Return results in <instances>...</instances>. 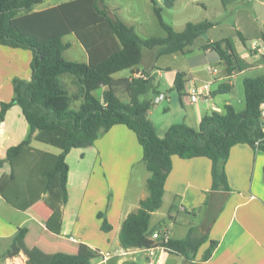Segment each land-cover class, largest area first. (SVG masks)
<instances>
[{
	"label": "trees",
	"instance_id": "1",
	"mask_svg": "<svg viewBox=\"0 0 264 264\" xmlns=\"http://www.w3.org/2000/svg\"><path fill=\"white\" fill-rule=\"evenodd\" d=\"M42 0H0V44L25 48L31 51L30 79L13 78V95L0 103V121L6 110L17 104L28 124L25 138L6 149L5 158L10 170L0 176V196L19 210H27L38 200L51 210L45 227L60 233L62 208L67 202V171L65 161L72 147H86L115 124L131 129L142 149V160L149 171L146 179L148 194L138 207L123 219L118 241L121 247H147L155 227H149L151 213L161 206L164 182L171 170V155L181 158L205 156L211 161V191L227 193L231 190L226 177L225 163L231 146L246 143L255 151H264V132L260 127V104L264 102V75L245 76L242 79L244 107L235 110L225 104L223 111L205 112L197 127L184 122L172 123L163 137L157 136L149 119L154 103L140 99L149 81L142 77L115 79L112 74L132 68L141 62L143 49L154 50L155 56L184 52L194 40L214 22L204 19L188 21L183 29L176 30L162 21V7L173 6L175 0H161L162 5L152 2L153 13L165 31L163 37L141 38L132 26L113 14L104 0H67L43 9H35ZM73 34L85 49L88 60H68L63 51L69 47L63 37ZM226 65L227 72L238 68V57L229 39L207 43ZM64 75L73 79L70 91ZM184 72L177 71L174 88L183 89ZM125 82L128 102L116 94L115 85ZM104 87L101 97L95 90ZM229 89L228 85H225ZM222 91V90H221ZM224 92V91H223ZM79 101L77 108L72 102ZM37 141L58 149L52 152L32 146ZM206 192L204 225L213 222L219 206L214 207ZM217 208V210H216ZM176 209L171 204L168 218ZM100 229L111 230L102 212ZM27 226L17 227L3 257H13L22 252L24 264H91L96 255L81 244L77 253L57 251L46 253L39 248L27 247L24 237ZM208 238L207 229L200 233L190 227L183 238H170L165 244L167 252L182 255L191 261L198 247ZM217 241L210 239L202 258L210 256Z\"/></svg>",
	"mask_w": 264,
	"mask_h": 264
},
{
	"label": "crops",
	"instance_id": "2",
	"mask_svg": "<svg viewBox=\"0 0 264 264\" xmlns=\"http://www.w3.org/2000/svg\"><path fill=\"white\" fill-rule=\"evenodd\" d=\"M64 1L67 0H57L46 7ZM193 1L202 4V0H188ZM148 2L152 9L151 0ZM258 2L264 5V0ZM104 3L125 24L132 26L138 36L149 37L141 27L140 11L136 7L127 3L122 5L118 0H111V4L105 1ZM155 3L162 5L161 0H155ZM255 16L259 20L257 15ZM204 19L213 21V26L200 34L184 52L176 51L155 56L154 50L145 48L139 64L128 68L126 73L119 74L121 70L112 74L115 79L127 78L129 81L142 77L141 74L142 78L149 81L148 88L139 98H147L154 103L149 111V119L159 137L165 135L172 123L184 122L197 127L205 112L223 111L225 104L233 106L229 95L235 90V74L257 70L260 74L256 76L264 75V59L261 53L251 48L249 50L252 58L246 60L244 65L238 63V68L227 72L226 65L217 53L206 46L209 42L226 38L224 30L214 31L219 24L218 20L205 16L197 20H187L184 25L188 21L197 22ZM257 41L264 45V35L260 34ZM83 50L84 58L82 56L77 61L87 62L88 55L85 49ZM31 56L29 49L0 44V103L12 97L13 78L30 79ZM63 57L73 60L65 57L64 53ZM215 63L223 64L224 68H217ZM208 67L217 68L218 73L212 74ZM177 71L184 72L181 92L174 88ZM232 71L236 73L232 74ZM202 81H212L209 98L190 102L185 94L186 88ZM225 85H228L229 89H226ZM74 88L73 85L69 90L73 91ZM103 88H100L99 94H94L101 97ZM115 90L122 101L130 100L125 82H118ZM160 94L163 98L156 99ZM27 131L28 124L21 107L17 104L10 106L0 121V159L5 158L9 146L18 144L25 138ZM36 142L32 141L33 147L47 150ZM65 161L68 166L67 202L62 208L60 233H53L45 227V220L51 210L43 200L36 201L27 210H19L1 198L0 254L3 248L9 246L17 227L26 225L24 243L29 248L35 246L46 253H77L80 245L84 244L96 253L91 264H146L141 254H116L121 248L118 232L123 219L130 211L135 210L139 201L148 194L146 179L149 171L142 160V149L135 133L124 124H115L99 134L92 145L72 147L67 152ZM171 165L164 182L161 201L162 205V202L167 200V212L151 224L152 216L161 206L154 210L150 216L149 227L156 228L165 224L171 231V238H183L190 227H195L200 233L203 230L200 226H195L193 219L196 216H204L206 192L210 191L208 198L214 207H218L220 199L224 198L213 222L203 231L207 229V240L198 247L192 260L173 253L178 257L179 264H264V151H255L246 143L231 146L225 163L227 182L231 188L227 193L210 190L209 158H181L173 154ZM9 170V163L4 161L0 165V176ZM171 204H174L176 209L171 212V218H168ZM99 211L111 225L108 232L100 229L101 219L96 216ZM10 217L13 220H10ZM210 239L216 240L217 243L210 256L203 259L202 255L209 246ZM105 252L111 254L107 259L103 258ZM170 254L167 252L163 255L162 264H166ZM8 259L10 264H24L26 256L20 252ZM168 261L169 264L178 262L174 259Z\"/></svg>",
	"mask_w": 264,
	"mask_h": 264
},
{
	"label": "rangeland",
	"instance_id": "3",
	"mask_svg": "<svg viewBox=\"0 0 264 264\" xmlns=\"http://www.w3.org/2000/svg\"><path fill=\"white\" fill-rule=\"evenodd\" d=\"M55 1L57 0H42L40 3L35 5V7L44 8L50 4H53ZM104 1L108 4H111V0ZM118 1L121 2L122 5H126L127 3L132 7H136L140 11V19L142 23L141 27L144 28L145 34H147L149 37L165 36V31L160 26L156 16L153 13V10L150 8L148 0ZM255 15H257L259 20ZM205 16L212 20H218L219 24H217L214 31H218V29L224 30L226 38L230 40L234 53L238 57L239 64L244 65L246 60H250L252 58L249 50L250 43L258 42L257 37L260 36V34L264 35L263 4H259L258 0H202V4L198 1L188 2V0H176L173 6L169 8L162 7L161 12L162 21L166 24H169L174 29H181L184 26V22L187 20H197L204 18ZM63 41L70 43V46L63 52L65 57L73 60H80L82 56L84 58V48L73 34L64 36ZM215 65L219 69L224 68L223 64L215 63ZM126 72L127 69L122 70L119 74ZM258 74H260V71L257 70L235 74L236 77L233 80L235 83V90H233V92L229 95V98H231L230 100L235 109L240 110L244 107L242 79L245 76L253 77ZM63 80L69 89L73 88L72 76L64 75ZM94 92L97 95L100 93V89L95 90ZM78 104L79 101L72 102L70 107L77 108ZM36 143H38L41 147H45L47 150H58L57 148L44 143ZM2 207H4V204H2ZM167 208V200H164L162 202L161 208L156 214L152 216L151 224H153L161 215L165 214L167 212ZM19 215L20 217L22 216V214ZM9 219L13 220L12 217ZM193 220L195 222V226H200L201 230H205L207 225H204V216H196ZM4 249L5 248L2 249L0 254V264H10L8 262V258L10 257L2 256ZM170 259L178 261L176 264H179L178 257L173 253L168 256V260ZM168 260L166 261V264H169Z\"/></svg>",
	"mask_w": 264,
	"mask_h": 264
},
{
	"label": "built area",
	"instance_id": "4",
	"mask_svg": "<svg viewBox=\"0 0 264 264\" xmlns=\"http://www.w3.org/2000/svg\"><path fill=\"white\" fill-rule=\"evenodd\" d=\"M251 50H256L261 53L262 58L264 59V45L259 42H251L250 44ZM211 70L212 74H217L218 70L215 67H208ZM236 71H232V74H235ZM143 77V75L140 74ZM211 85L212 81H202L199 83H193L186 88L185 94L188 97L189 101L192 103L198 102L203 99H207L211 93ZM156 99L163 98V95L160 94ZM260 127L264 132V102L260 104ZM262 123V124H261ZM1 199V196H0ZM150 238L153 240V244L147 247H131V248H123L121 247L118 251H116L117 255H135L141 254L146 264H162L163 255L167 253V249L165 244L171 238V231L169 227L165 224H161L156 227ZM111 256L109 252H105L103 254V258L107 259Z\"/></svg>",
	"mask_w": 264,
	"mask_h": 264
},
{
	"label": "water",
	"instance_id": "5",
	"mask_svg": "<svg viewBox=\"0 0 264 264\" xmlns=\"http://www.w3.org/2000/svg\"><path fill=\"white\" fill-rule=\"evenodd\" d=\"M262 124V123H261Z\"/></svg>",
	"mask_w": 264,
	"mask_h": 264
}]
</instances>
